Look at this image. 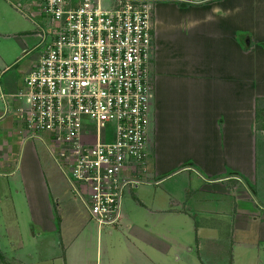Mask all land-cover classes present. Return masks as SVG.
I'll return each instance as SVG.
<instances>
[{
	"label": "crops",
	"instance_id": "obj_1",
	"mask_svg": "<svg viewBox=\"0 0 264 264\" xmlns=\"http://www.w3.org/2000/svg\"><path fill=\"white\" fill-rule=\"evenodd\" d=\"M151 1L147 179L104 233L46 143L4 116L46 19L40 0H0V264H180L190 246L191 264H264V31L247 25V0ZM26 215L24 229L8 221Z\"/></svg>",
	"mask_w": 264,
	"mask_h": 264
},
{
	"label": "built area",
	"instance_id": "obj_2",
	"mask_svg": "<svg viewBox=\"0 0 264 264\" xmlns=\"http://www.w3.org/2000/svg\"><path fill=\"white\" fill-rule=\"evenodd\" d=\"M40 1L44 52L22 89L2 95L4 116L46 143L93 222L119 229L150 159L153 1Z\"/></svg>",
	"mask_w": 264,
	"mask_h": 264
},
{
	"label": "rangeland",
	"instance_id": "obj_3",
	"mask_svg": "<svg viewBox=\"0 0 264 264\" xmlns=\"http://www.w3.org/2000/svg\"><path fill=\"white\" fill-rule=\"evenodd\" d=\"M231 1L232 2L233 1L234 2H240L241 4L238 5V6H243L244 4H246L245 3L246 0H231ZM247 1H248V9L244 12L243 16L246 17V19H247L246 20L247 21V25H250V26H252L255 29H256V27H258V30L261 33V31H264V11L262 9H260V7H257L256 3L257 2L264 1V0H253L255 2L254 8L251 6L252 5V0H247ZM40 43H41V39H40V42H39V46H40ZM259 46L262 47V48H264V43H260ZM43 52H44V48L43 47L37 49V52H36L37 53L36 54L37 56L36 57H39ZM251 61L252 60H249V63ZM263 108H264V105H261L260 108H259V113H258L259 114V117H260V118L258 117L259 118V125H261L262 127H264V109ZM260 109H262V110H260ZM37 149H40V148L37 147ZM183 174H185V173H183ZM64 175L66 176L65 173H64ZM13 196H14V194H13ZM75 196H76V194H75ZM126 196H127V194H126ZM20 197H21V194H19V196H17L16 199H17V201L19 203L22 204V201H21ZM80 201L83 202L82 199ZM124 204H125V206L127 205L126 203H124ZM3 220L4 219H0V221H3ZM8 221L11 222V224H12V222L15 223L14 225L17 226L19 229H24V227L30 223V218L27 217V215H26L25 217H21L18 220L17 219L15 220L13 218H8ZM108 230L109 229L106 228L104 230L105 231L104 233H106ZM95 234H96V232H95ZM190 247H193V251L191 253L184 254L182 256V259L180 261V264H191L190 263V258H191L190 255L192 254L193 256H197L196 248L194 246H190ZM248 264H250V262Z\"/></svg>",
	"mask_w": 264,
	"mask_h": 264
},
{
	"label": "trees",
	"instance_id": "obj_4",
	"mask_svg": "<svg viewBox=\"0 0 264 264\" xmlns=\"http://www.w3.org/2000/svg\"><path fill=\"white\" fill-rule=\"evenodd\" d=\"M263 104H264V103H263ZM0 260H1L2 262H5L4 256H3V254L1 253V251H0Z\"/></svg>",
	"mask_w": 264,
	"mask_h": 264
}]
</instances>
